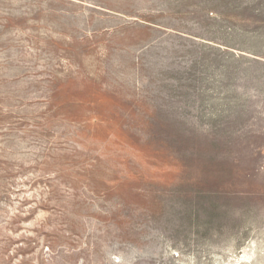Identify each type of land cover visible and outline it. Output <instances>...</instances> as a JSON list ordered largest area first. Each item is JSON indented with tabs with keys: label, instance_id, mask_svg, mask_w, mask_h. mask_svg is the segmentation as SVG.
Instances as JSON below:
<instances>
[{
	"label": "rangeland",
	"instance_id": "1",
	"mask_svg": "<svg viewBox=\"0 0 264 264\" xmlns=\"http://www.w3.org/2000/svg\"><path fill=\"white\" fill-rule=\"evenodd\" d=\"M0 264H264V0H0Z\"/></svg>",
	"mask_w": 264,
	"mask_h": 264
}]
</instances>
